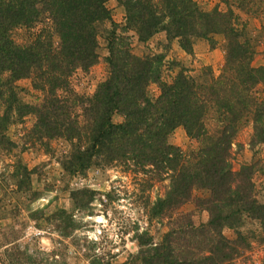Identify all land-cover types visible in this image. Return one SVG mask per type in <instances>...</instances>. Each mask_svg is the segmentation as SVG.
Returning a JSON list of instances; mask_svg holds the SVG:
<instances>
[{
    "label": "trees",
    "instance_id": "obj_1",
    "mask_svg": "<svg viewBox=\"0 0 264 264\" xmlns=\"http://www.w3.org/2000/svg\"><path fill=\"white\" fill-rule=\"evenodd\" d=\"M108 1L0 0V146L12 144L4 134L9 124L33 114L31 137L68 141L70 151L61 165L71 175L94 164L151 168L165 175L169 186L153 204L154 215L178 210L191 200L193 189H207L209 195L198 198L207 221L171 227L160 243L141 251V259L143 264H229L249 246L237 229L244 217L264 219L253 166L234 170L232 165V144L244 122H251L250 145L264 147V65L252 64L250 22L236 12L248 14L253 0H221L225 10H203L195 0H114L125 12L123 25L112 18ZM105 21L112 25L106 39L108 75L92 96L79 97L70 77L97 62V34ZM19 28L29 32L24 44L12 38ZM127 31L140 42L164 31L187 53L194 39L213 47L214 35H222L221 72L214 75L204 66L194 76L182 68L163 80L162 56L133 53ZM20 78H30L43 93L40 103L19 99L13 84ZM151 83L158 85L156 97L149 94ZM78 105L82 122L74 112ZM114 114L123 119L114 122ZM178 126L198 143L188 155L169 142ZM77 193L73 198L79 207L92 198L88 189ZM224 227L236 236L226 237Z\"/></svg>",
    "mask_w": 264,
    "mask_h": 264
},
{
    "label": "rangeland",
    "instance_id": "obj_2",
    "mask_svg": "<svg viewBox=\"0 0 264 264\" xmlns=\"http://www.w3.org/2000/svg\"><path fill=\"white\" fill-rule=\"evenodd\" d=\"M195 1L203 10L226 9L221 0ZM109 8L114 21L123 25L124 10ZM236 12L250 22L248 34L255 40L252 64L264 65V0H253L248 14ZM111 28L106 21L99 26L97 62L70 77L79 97L92 96L108 75L106 39ZM125 35L136 55L162 56L159 70L163 80L169 81L182 68L194 76L204 66H209L214 75L221 72L225 56L222 35H214L213 47L205 39H194L192 53L185 52L177 38L169 40L164 31L146 42L138 41L132 31ZM12 38L19 44L30 40L25 28L15 29ZM13 87L25 103L42 100L43 93L32 86L30 78L16 80ZM149 94H159L156 83L149 85ZM3 107L0 101V112ZM74 112L82 122V107L76 106ZM112 119L118 122L123 117L114 114ZM34 123L35 116L29 114L9 124L4 134L12 144L0 146V264H143L141 251L160 243L171 227H184L190 220L196 226L207 221L208 212L198 200L209 195L207 189H193L191 200L178 210L154 215L153 204L169 186L165 175L160 177L151 168L143 172L118 164H94L71 175L61 165L70 151L68 141L31 137ZM251 134V122H244L232 144V165L234 170L243 164L253 166L252 179L259 199L264 200V147L250 145ZM169 142L187 155L198 145L182 126L171 132ZM85 189L91 191L92 198L88 202L84 199V206L79 207L73 193ZM244 221L237 229L249 246L229 264H264V219L244 217ZM223 234L236 236L229 227H224Z\"/></svg>",
    "mask_w": 264,
    "mask_h": 264
},
{
    "label": "crops",
    "instance_id": "obj_3",
    "mask_svg": "<svg viewBox=\"0 0 264 264\" xmlns=\"http://www.w3.org/2000/svg\"><path fill=\"white\" fill-rule=\"evenodd\" d=\"M107 5H108V7L110 6L111 7V9L112 8H115V10H117V11H123V7L121 6V5H119L118 3H116L114 0H109L108 2H107ZM122 16H123V13H122ZM124 19H123V17H122V19H121V21H123ZM152 38V37H151ZM151 38H150V40H151Z\"/></svg>",
    "mask_w": 264,
    "mask_h": 264
}]
</instances>
